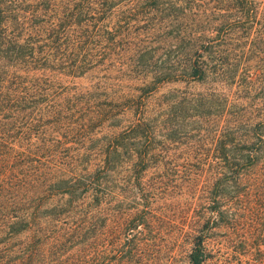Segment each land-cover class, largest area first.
<instances>
[{"label": "trees", "instance_id": "1", "mask_svg": "<svg viewBox=\"0 0 264 264\" xmlns=\"http://www.w3.org/2000/svg\"><path fill=\"white\" fill-rule=\"evenodd\" d=\"M237 1L240 18L225 9L207 40L204 29L180 32L187 15L172 0H0V264H167L163 225L137 200L179 185L204 199L189 264H208L216 228L238 264H264V120L215 111L207 155L181 157L158 151L153 117V105H170L157 97L170 84L264 88L262 74L234 76L264 59L256 4ZM237 35L243 46L229 43ZM81 78L90 86H74ZM196 101L211 121L209 100Z\"/></svg>", "mask_w": 264, "mask_h": 264}, {"label": "rangeland", "instance_id": "2", "mask_svg": "<svg viewBox=\"0 0 264 264\" xmlns=\"http://www.w3.org/2000/svg\"><path fill=\"white\" fill-rule=\"evenodd\" d=\"M172 2L177 3L176 9H182L183 12L180 13V15H187L184 20H180V23L177 24L180 25V32L183 33L187 30V33H190L192 29L194 31L197 29H204V33L206 34L204 39L207 40L215 39L214 37L217 35L218 30L214 32V29L220 27L224 23L226 19V17L223 16L225 9L232 8L225 15L230 16L238 14L232 18L238 19L242 15L240 10L242 6H244V4L237 0H172ZM250 2L256 4L259 13L257 18L261 23L255 26V29L252 30L254 32L260 29L262 23L264 24V0H250ZM158 15L159 14H155L154 17L157 19L159 18ZM177 25H172L162 30L161 33L172 31L173 27ZM235 38L236 39L232 41L230 40L229 43L238 44L240 46L245 44V38H240L239 35L235 36ZM187 41L188 39H186V42ZM178 53H173L171 56L181 57L182 54ZM240 57L241 56L237 59L240 60ZM247 66H249L248 71H246ZM245 73H249V75H264V59L252 58L242 62L240 69L234 73V76H236L238 81ZM93 80L96 81V79ZM91 81V78L75 79L74 86L84 89L90 86ZM134 84L138 85L137 82ZM229 84L231 83L225 85L216 83L215 87H211L199 83L187 87L184 83H175L160 89L157 93V97L161 96V101L164 100L162 95L169 97L170 105L152 106L154 108L153 117L156 123V142L158 151L164 155H177L181 157L197 154L207 155L210 142L208 132L211 131V129H215V125L220 123V117L222 115H224L223 121L225 122L236 120L237 117L242 118L244 121L264 120L263 85H256L251 92H247L237 84ZM127 90L128 89H125V91ZM199 95L209 100L207 105L208 107L212 105L213 113L215 111L225 110L223 114H216V112L214 115L210 116L212 120L209 121L208 115L203 114L202 109L200 113L196 112L195 104L197 101H194ZM212 95H214V100L219 102L217 105H214V103L210 104L212 100L209 97ZM182 98H186V100L191 101L194 105H180V107L173 105L181 101ZM182 109H186V112L183 113V117L187 115H194V117H187L188 120L183 121L181 117ZM170 114V124L175 126L174 134L170 136L171 141L173 140L172 142L166 141L167 136L162 126V121ZM210 123H212V126H210ZM167 130L169 131L168 133H170L171 128H167ZM160 169H162V166ZM151 175L152 174H149L148 176L150 177ZM178 183H180V181H178ZM137 192L136 190V192H127L126 194L127 196H132ZM123 202H125L123 205L124 209H130L131 205H134V202L131 203V199ZM202 202H204V199L201 198V193H197L196 195L193 194L192 196L189 192V188L185 185L151 191L146 200L138 198L137 203L138 207H140L139 209H143L144 206L147 205L148 209L152 211L153 215L159 218L160 224L163 225L161 232L163 242H161L160 245L162 249H165L166 246L171 247V252L168 253L170 259L166 257L164 259L165 263L189 264L188 253L190 252L192 241L187 240V235L198 220L196 213H199ZM210 216L211 214L206 212L201 220V225H205L208 220L207 218ZM225 233V228H216L211 232L212 235L210 234L211 238H209L207 246L212 257L208 264H238V257L234 254L233 246ZM163 253H166V250H164Z\"/></svg>", "mask_w": 264, "mask_h": 264}]
</instances>
